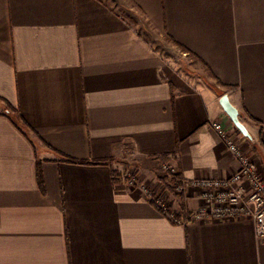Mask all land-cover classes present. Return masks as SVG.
Segmentation results:
<instances>
[{"label": "crops", "instance_id": "0c3cea01", "mask_svg": "<svg viewBox=\"0 0 264 264\" xmlns=\"http://www.w3.org/2000/svg\"><path fill=\"white\" fill-rule=\"evenodd\" d=\"M219 121L264 167V0H0V264H264L252 219L143 188L233 176Z\"/></svg>", "mask_w": 264, "mask_h": 264}, {"label": "built area", "instance_id": "2783aa9c", "mask_svg": "<svg viewBox=\"0 0 264 264\" xmlns=\"http://www.w3.org/2000/svg\"><path fill=\"white\" fill-rule=\"evenodd\" d=\"M212 127L225 141L230 152L238 159L240 169L229 178H196L188 183L184 178L179 177V169L175 164L176 156L164 163L162 170L168 175L170 182L175 183L176 178L180 185L176 186L180 192H184L187 185L198 190L200 199L198 209L191 212L188 218L181 223H210L250 218L254 221L258 238L264 241V177L224 122H214ZM128 181L131 186L138 185L137 178L131 174H128ZM143 188L148 200L169 216H173L174 213L171 210L166 191L156 193L150 188L144 186Z\"/></svg>", "mask_w": 264, "mask_h": 264}, {"label": "water", "instance_id": "95a60500", "mask_svg": "<svg viewBox=\"0 0 264 264\" xmlns=\"http://www.w3.org/2000/svg\"><path fill=\"white\" fill-rule=\"evenodd\" d=\"M220 105L231 119L235 128L247 139L253 141V135L246 124L241 120V111L231 102L229 95L224 94L220 98Z\"/></svg>", "mask_w": 264, "mask_h": 264}, {"label": "rangeland", "instance_id": "374dc122", "mask_svg": "<svg viewBox=\"0 0 264 264\" xmlns=\"http://www.w3.org/2000/svg\"><path fill=\"white\" fill-rule=\"evenodd\" d=\"M241 120L246 124L247 122H248V120H247V118L245 117V115L244 114H242L241 113ZM242 148V147H241ZM254 153H256L257 155L255 156V155H253ZM261 153H262V151L259 149V147L257 146V147H255V149H254V152L251 154H248L250 157H251V159H252V161L256 164V166H257V169H258V171H259V173L264 177V167H263V161L261 160ZM173 180V179H172ZM179 180V179H178ZM175 183L174 182H167V183H165L164 184V186H165V189H166V192L169 194L170 193V195H171V197H170V195H168V194H166L167 196H168V200H169V202L172 200V195H178V197L180 196V197H182V195H184V192H180V190L178 189V187L180 186L179 185V183H178V181H176V178H175ZM178 187H177V186ZM170 205H171V208H172V205L173 204H171L170 203Z\"/></svg>", "mask_w": 264, "mask_h": 264}, {"label": "trees", "instance_id": "16d2710c", "mask_svg": "<svg viewBox=\"0 0 264 264\" xmlns=\"http://www.w3.org/2000/svg\"><path fill=\"white\" fill-rule=\"evenodd\" d=\"M239 132V131H238ZM240 133V132H239ZM179 177H181V175L179 176ZM166 183H167V181H166ZM182 208H181V213H178V214H173V216H172V220H173V222L174 223H177V224H179V223H181L183 220H185V219H187L188 218V216L190 215V212L186 209V205H185V196L184 195H182ZM161 212L162 213H164V214H167L166 212H164V211H162L161 210Z\"/></svg>", "mask_w": 264, "mask_h": 264}]
</instances>
